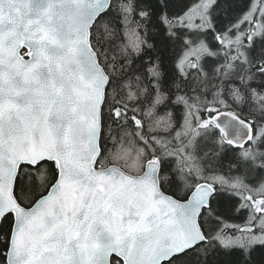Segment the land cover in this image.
<instances>
[{
	"label": "trees",
	"instance_id": "obj_1",
	"mask_svg": "<svg viewBox=\"0 0 264 264\" xmlns=\"http://www.w3.org/2000/svg\"><path fill=\"white\" fill-rule=\"evenodd\" d=\"M200 1L112 0L94 23L90 45L109 79L96 168L138 176L155 157L160 188L177 201L201 182L214 186L199 220L206 242L163 264H264V216L252 215L246 198H264V3L213 0L207 30L190 29L183 18ZM195 49V66L182 65ZM221 112L253 124L243 148L207 124ZM56 177L51 163L21 167L17 203L31 207ZM12 226L10 215L1 221L0 264Z\"/></svg>",
	"mask_w": 264,
	"mask_h": 264
},
{
	"label": "water",
	"instance_id": "obj_2",
	"mask_svg": "<svg viewBox=\"0 0 264 264\" xmlns=\"http://www.w3.org/2000/svg\"><path fill=\"white\" fill-rule=\"evenodd\" d=\"M111 1L0 0V224L13 218L6 264H163L205 242L199 219L211 185L177 201L160 190L156 158L140 176L96 170L109 79L90 30ZM210 125L236 148L251 137L252 126L227 113ZM42 163L55 165L56 180L22 208L19 169Z\"/></svg>",
	"mask_w": 264,
	"mask_h": 264
},
{
	"label": "rangeland",
	"instance_id": "obj_3",
	"mask_svg": "<svg viewBox=\"0 0 264 264\" xmlns=\"http://www.w3.org/2000/svg\"><path fill=\"white\" fill-rule=\"evenodd\" d=\"M213 0H201L200 3L194 7L190 12L187 13L186 16H184L183 21L184 24L188 28L200 30L205 27L206 20V12L208 10L209 5L212 3ZM258 9L262 8V5H257ZM198 58V53H193L192 51L187 52L184 58L182 59V65L186 66H195V61ZM264 198H259L255 201L248 200V206L250 209L254 210L255 214H264V208L261 209V200ZM264 207V206H263ZM249 238H236L235 241H232V243H245ZM258 241H261L260 238L257 239ZM263 241V240H262ZM256 240L252 239L249 240L246 243V246H250L252 244H256ZM264 243V242H263Z\"/></svg>",
	"mask_w": 264,
	"mask_h": 264
},
{
	"label": "bare ground",
	"instance_id": "obj_4",
	"mask_svg": "<svg viewBox=\"0 0 264 264\" xmlns=\"http://www.w3.org/2000/svg\"><path fill=\"white\" fill-rule=\"evenodd\" d=\"M198 4H199V3H198ZM198 4H197V5H198ZM197 5H196V6H197ZM196 6H195V7H196ZM193 9H194V8H193ZM206 16H207V15H206ZM206 20H207V17H206ZM205 24L207 25V24H208V21H206ZM207 26H208V25H207ZM207 26L204 27V28H202V29H200V30H207ZM187 47L190 48V49H191V48H195V46H194V47H193V46L191 47V45H190L189 43L187 44ZM192 51H193L194 54L197 53V52H196V49H195V50H192ZM246 123H247V122H246ZM248 125H250V126L253 127V124H252V123H250V124H248ZM195 247H196V246H195Z\"/></svg>",
	"mask_w": 264,
	"mask_h": 264
},
{
	"label": "snow or ice",
	"instance_id": "obj_5",
	"mask_svg": "<svg viewBox=\"0 0 264 264\" xmlns=\"http://www.w3.org/2000/svg\"><path fill=\"white\" fill-rule=\"evenodd\" d=\"M252 231L255 232L256 229H252ZM236 255H237V257H238L239 254H236ZM234 264H239V259H238V258L234 261Z\"/></svg>",
	"mask_w": 264,
	"mask_h": 264
}]
</instances>
